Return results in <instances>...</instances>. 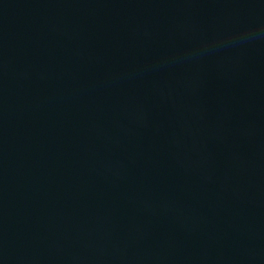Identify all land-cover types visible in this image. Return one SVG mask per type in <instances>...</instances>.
Wrapping results in <instances>:
<instances>
[{"label":"water","instance_id":"1","mask_svg":"<svg viewBox=\"0 0 264 264\" xmlns=\"http://www.w3.org/2000/svg\"><path fill=\"white\" fill-rule=\"evenodd\" d=\"M0 264H264V0H0Z\"/></svg>","mask_w":264,"mask_h":264}]
</instances>
